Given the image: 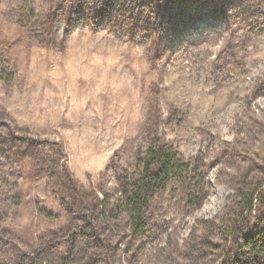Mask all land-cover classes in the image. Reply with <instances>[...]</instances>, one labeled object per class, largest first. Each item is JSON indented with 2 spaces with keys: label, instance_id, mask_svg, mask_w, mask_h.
<instances>
[{
  "label": "rangeland",
  "instance_id": "1",
  "mask_svg": "<svg viewBox=\"0 0 264 264\" xmlns=\"http://www.w3.org/2000/svg\"><path fill=\"white\" fill-rule=\"evenodd\" d=\"M107 1L118 21L97 20L85 0H2L0 68L12 80L0 81V201L18 188L21 207L0 230V259L29 253L51 226L37 210L61 214L53 180L27 182L19 160L47 152L116 197V170L135 172L156 131L199 167L193 187L207 197L193 211L172 185L132 259L114 240L115 264H222L231 234L198 223L231 217L240 188L264 190V0ZM25 3L29 35L16 18ZM193 235L209 244L186 250Z\"/></svg>",
  "mask_w": 264,
  "mask_h": 264
},
{
  "label": "trees",
  "instance_id": "2",
  "mask_svg": "<svg viewBox=\"0 0 264 264\" xmlns=\"http://www.w3.org/2000/svg\"><path fill=\"white\" fill-rule=\"evenodd\" d=\"M85 1L86 6L90 5L89 9L94 4L91 11L96 13L97 20L109 17V21L114 22L113 11L120 12L112 1L102 0L101 6L96 3L97 0ZM87 9L83 11L89 12ZM32 16L34 11L27 3L17 8L18 25L27 35L31 30L26 23ZM10 80L11 73L0 68V81ZM10 157L19 159L17 154ZM19 161L24 172L23 179L27 182L38 177L53 180L52 193L58 199L61 214L37 210L38 217L51 226L36 230L35 238L27 248L29 253L16 248L20 251L6 254L0 259V264H115L117 243L114 240L118 238L126 243L129 258L132 259L134 251L152 235L154 204L166 196L172 185L181 189L187 206L193 211L200 209L207 197L205 191L193 187L197 179L203 180L198 174L199 167L173 149L156 131L150 134L145 153L137 158L135 172L116 170V197L109 195L101 186L86 188L74 178L67 166H60L47 152L35 153ZM260 187L261 184H255L237 191L230 205L231 217L214 224L206 221L198 223L204 231H209L211 227L226 228V241L231 234L233 246L230 249L223 247L222 264H264V190ZM18 191L17 188L10 203L0 201V230L5 232L8 217L21 207ZM116 233L118 235L114 239ZM6 244L3 238L0 239L1 250ZM208 244L193 235L186 250H200Z\"/></svg>",
  "mask_w": 264,
  "mask_h": 264
}]
</instances>
